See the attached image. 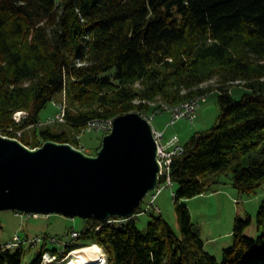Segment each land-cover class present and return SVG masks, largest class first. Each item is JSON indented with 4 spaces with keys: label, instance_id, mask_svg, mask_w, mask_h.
<instances>
[{
    "label": "trees",
    "instance_id": "trees-1",
    "mask_svg": "<svg viewBox=\"0 0 264 264\" xmlns=\"http://www.w3.org/2000/svg\"><path fill=\"white\" fill-rule=\"evenodd\" d=\"M214 77L243 80L249 92L236 99L235 85L202 86ZM63 95L67 124L79 132L96 119L132 111L146 117L162 102L199 99L201 107L213 96L217 120L173 160L179 233L154 212L140 229L141 206L123 222L87 219L60 259L97 244L108 264H264V231L245 233L250 215L237 216L233 243L219 260L188 207L223 176L247 195L264 182V0H0V131L24 129L20 139L32 148L50 139L78 146L79 134L37 127ZM18 111L27 112L20 123ZM263 223L264 200L259 228ZM47 238L30 264H42L46 251L59 253ZM24 245L0 241V264H23Z\"/></svg>",
    "mask_w": 264,
    "mask_h": 264
},
{
    "label": "water",
    "instance_id": "water-1",
    "mask_svg": "<svg viewBox=\"0 0 264 264\" xmlns=\"http://www.w3.org/2000/svg\"><path fill=\"white\" fill-rule=\"evenodd\" d=\"M160 180L153 127L137 111L114 118L96 154L52 139L32 148L0 133V210L130 219Z\"/></svg>",
    "mask_w": 264,
    "mask_h": 264
},
{
    "label": "rangeland",
    "instance_id": "rangeland-1",
    "mask_svg": "<svg viewBox=\"0 0 264 264\" xmlns=\"http://www.w3.org/2000/svg\"><path fill=\"white\" fill-rule=\"evenodd\" d=\"M235 85L238 90L234 97L240 98L243 92H249L243 87V80L228 81L222 84L220 78L214 77L205 82L203 87H218L221 85ZM139 87V85H138ZM216 96L210 98L207 102H203L197 112L194 120L190 118H181L175 124L170 125L166 129V124L171 120V113L164 111L163 113L153 114V124L159 130L166 129V138L177 136L182 143H186L191 136L200 130H207L212 128L217 120V114L213 110L216 103ZM63 102L66 103V97L63 95ZM139 102V100H138ZM162 102L163 105H168ZM58 111V106L55 102L50 103L41 113V119L44 121L49 116H53ZM153 114H149L152 116ZM115 118V117H114ZM107 119V120H112ZM38 127V126H37ZM54 131L66 130L71 135L80 134L78 146L84 147L85 151L94 154L96 148L103 140L107 132L102 129H94L91 131L81 130L68 125L67 123H56L51 125ZM32 128H28L31 131ZM221 183L214 184L212 188L206 193L190 198L188 200V207L190 209L194 223L200 229L202 238L205 241L206 250L212 252L219 260L222 259V250L233 243V229L237 216L244 219L248 215L251 216L252 222L246 228V235L257 237L264 231V223L259 228V211L262 201L264 200V182L257 188L256 192L252 195L241 193L232 183V180L223 176ZM178 185L165 188L158 196L156 204L160 206L162 212H154L155 214H162L174 227L177 233L180 232L178 215L175 208L174 191ZM152 202V196L148 195L142 207L143 212L137 214V224L142 230L147 228L148 222L151 219V213L146 211L148 205ZM87 225L86 219L81 217H67L62 214H25L21 215L14 210H0V241L7 243L15 240L18 236L22 238H34L37 235L60 237L64 240H72V230L83 231ZM45 240L31 245L25 242L23 264H30L37 255L42 251V246ZM92 246V245H91ZM48 248L58 247L56 243L47 241ZM88 247V246H85ZM81 247V248H85ZM78 248V249H81ZM102 252L105 250L100 247ZM76 258L75 251L67 254L65 260L59 261L56 264H73Z\"/></svg>",
    "mask_w": 264,
    "mask_h": 264
},
{
    "label": "built area",
    "instance_id": "built-area-1",
    "mask_svg": "<svg viewBox=\"0 0 264 264\" xmlns=\"http://www.w3.org/2000/svg\"><path fill=\"white\" fill-rule=\"evenodd\" d=\"M55 104L58 106V111L55 115L49 116L46 120H41L37 126H46V125H54L56 123H67L66 118V103L65 102H55ZM200 108V101H194L192 104L188 105V108L184 111H173L170 110L171 113V120L167 122L166 129L170 126L175 124L179 119L181 118H190L191 120H194L197 116V111ZM163 113V112H162ZM27 115V112L24 114V117ZM153 116H146V118L150 121L153 127V133L156 138L157 144H158V154H159V161L161 165V180L159 187L149 193V195L152 196V202L148 205L146 208V211L148 212H158L161 213L162 210L159 205L156 204V200L158 196L162 193V191L165 188L173 187L175 185L174 179L172 177V164L175 157L180 156L185 151L184 143L181 142L180 138L177 136H173L170 138H166V129L165 130H159L157 129L153 124ZM15 117V116H14ZM18 123H20L22 120H16ZM34 127V124H31L28 126V128ZM94 129H102L104 132L109 133V120L108 121H97L93 120L88 123V125L84 128L86 131H91ZM24 129H16L14 127H11L8 132H1L3 135L14 137L20 139V137L23 136ZM76 138H80V134L76 136ZM21 140V139H20ZM78 148H81L85 151L84 147L76 146ZM175 194V193H174ZM144 211V209H143ZM21 215H25L26 213H20ZM30 215V214H29ZM127 219L125 218H118V219H110V222H123ZM81 235L79 231L76 229L72 230L71 236L72 240L67 241L60 237H52V236H44L41 237L40 235L35 236L34 238L24 239L21 236H18L15 240L9 241L7 243H4L5 248H12V243H30L31 245H36L37 243L43 241V240H50L53 243H56L59 248V253H54L52 251H46L43 256H46V264H56L59 263V261L65 260V257L60 259L59 255L63 254L66 251V247L71 243L78 239V237ZM72 250L71 252L76 251Z\"/></svg>",
    "mask_w": 264,
    "mask_h": 264
},
{
    "label": "bare ground",
    "instance_id": "bare-ground-1",
    "mask_svg": "<svg viewBox=\"0 0 264 264\" xmlns=\"http://www.w3.org/2000/svg\"><path fill=\"white\" fill-rule=\"evenodd\" d=\"M194 101H200L199 99H191L186 102H183L177 106L163 105L158 109L155 114L162 113L164 111H184L188 108V105L192 104ZM165 104V103H164ZM26 111H18L15 113L16 120H23L24 114ZM153 114V115H155ZM97 120V119H96ZM97 121H108V120H97ZM114 119L109 120V132L113 128ZM159 158V154H158ZM110 222V221H109ZM19 246V243H12V248ZM76 258L72 261L73 264H106V257L102 253V250L99 245L94 244L85 248L77 249L75 251ZM42 264H46V256H43Z\"/></svg>",
    "mask_w": 264,
    "mask_h": 264
}]
</instances>
